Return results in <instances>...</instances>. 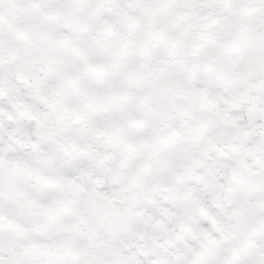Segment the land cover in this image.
<instances>
[{"label":"snow or ice","instance_id":"snow-or-ice-1","mask_svg":"<svg viewBox=\"0 0 264 264\" xmlns=\"http://www.w3.org/2000/svg\"><path fill=\"white\" fill-rule=\"evenodd\" d=\"M0 264H264V0H0Z\"/></svg>","mask_w":264,"mask_h":264}]
</instances>
